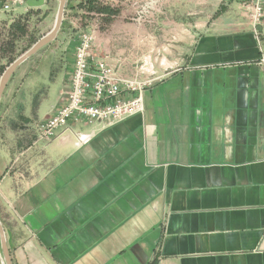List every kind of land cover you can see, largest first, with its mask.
Wrapping results in <instances>:
<instances>
[{"label":"crops","instance_id":"1","mask_svg":"<svg viewBox=\"0 0 264 264\" xmlns=\"http://www.w3.org/2000/svg\"><path fill=\"white\" fill-rule=\"evenodd\" d=\"M139 1L89 31L121 76L157 78L142 113L48 142L0 122V264L1 231L12 264H264V21L257 39L243 0H163L144 30Z\"/></svg>","mask_w":264,"mask_h":264},{"label":"rangeland","instance_id":"2","mask_svg":"<svg viewBox=\"0 0 264 264\" xmlns=\"http://www.w3.org/2000/svg\"><path fill=\"white\" fill-rule=\"evenodd\" d=\"M103 1L107 0H99L105 6ZM161 2L163 0L139 1L137 13L130 16L131 20L144 30L149 29L154 17L162 13ZM84 4L85 0H66L62 26L55 39L15 70L0 102L2 125L31 129L37 124V117L57 103L72 75L80 35L92 34L89 28L94 18L101 19L100 25L108 21V17L88 11ZM58 8L59 0H45L40 8L0 13V78L10 64L53 29ZM141 9L147 10L142 18L138 14Z\"/></svg>","mask_w":264,"mask_h":264},{"label":"built area","instance_id":"3","mask_svg":"<svg viewBox=\"0 0 264 264\" xmlns=\"http://www.w3.org/2000/svg\"><path fill=\"white\" fill-rule=\"evenodd\" d=\"M243 1L247 6L249 24L259 39V29L264 21V0ZM29 9L27 0H0V13L12 14ZM145 12L147 10L141 9L139 17L142 18ZM93 44V34L80 35L75 48L70 86L62 94L63 105L49 119L37 122L38 140H52L72 118L110 126L143 112V92L157 78L121 76L106 59H100L95 54ZM260 64L264 67V52ZM123 93L133 96L125 99L121 97Z\"/></svg>","mask_w":264,"mask_h":264},{"label":"water","instance_id":"4","mask_svg":"<svg viewBox=\"0 0 264 264\" xmlns=\"http://www.w3.org/2000/svg\"><path fill=\"white\" fill-rule=\"evenodd\" d=\"M45 0H27V5L30 8H40L44 6ZM65 5H66V0H59V8L57 12V17L55 21V25L53 29L46 34L44 37L39 39L28 51H26L23 55L18 57L12 64H10L5 72L3 73L2 77L0 78V102L3 96V93L5 91V88L14 74L15 70L26 60H28L31 56H33L35 53H37L41 48L52 42L55 37L57 36L63 22V17H64V11H65ZM1 229V227H0ZM2 230V229H1ZM2 240H3V251L5 255V259L7 264H12L8 252V248L6 246V242L4 239V234L2 233Z\"/></svg>","mask_w":264,"mask_h":264},{"label":"trees","instance_id":"5","mask_svg":"<svg viewBox=\"0 0 264 264\" xmlns=\"http://www.w3.org/2000/svg\"><path fill=\"white\" fill-rule=\"evenodd\" d=\"M84 7L88 9V11H96L100 14L103 12H108V7L104 6L99 0H85ZM4 68L1 69L3 71Z\"/></svg>","mask_w":264,"mask_h":264}]
</instances>
